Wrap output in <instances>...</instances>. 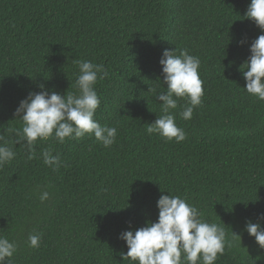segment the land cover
<instances>
[{
    "label": "trees",
    "instance_id": "16d2710c",
    "mask_svg": "<svg viewBox=\"0 0 264 264\" xmlns=\"http://www.w3.org/2000/svg\"><path fill=\"white\" fill-rule=\"evenodd\" d=\"M250 2L0 0V134L16 153L0 168V236L17 245L12 264H132L119 236L156 222L157 201L168 192L224 223L227 239L241 236L214 264H264L245 230L248 221L264 226V101L247 93L240 71L264 34L245 18ZM165 49L201 60L202 104L190 120L180 115L185 100L171 110L186 133L180 143L146 131L162 114L156 95L167 89ZM79 60L109 73L95 85L94 119L116 127V141L105 148L90 135L38 139L29 160L12 143L22 128L15 110L41 84L49 93H78ZM44 149L60 155L57 171L43 163ZM42 191L49 192L43 203ZM32 234L42 237L38 248L28 246Z\"/></svg>",
    "mask_w": 264,
    "mask_h": 264
},
{
    "label": "clouds",
    "instance_id": "9594fccd",
    "mask_svg": "<svg viewBox=\"0 0 264 264\" xmlns=\"http://www.w3.org/2000/svg\"><path fill=\"white\" fill-rule=\"evenodd\" d=\"M245 18L252 20L264 32V0H251ZM241 46L245 40L238 42ZM250 55L241 65L240 71L246 81L248 94L264 101V34L259 35L250 45ZM78 75L75 86L78 93L67 92L62 95L56 91L49 93L41 84V91L30 92L21 100L14 115L22 121V128L13 130L16 140L28 153V159L36 156V143L52 138L59 143L66 139H80L85 135L94 136L105 148L112 146L117 137V128L101 125L94 119L100 106L95 85L109 73L103 65L87 60L76 61ZM163 82L167 85L166 94L157 93L161 115L146 129L149 135L158 134L161 138L176 143L186 139L185 131L176 124L171 110L176 109L178 100H185L182 119L190 120L193 110L202 104L203 81L199 75L201 60L183 49H165L160 59ZM243 66V67H242ZM16 153L4 135L0 134V168L10 164ZM43 163L57 171L62 164L59 154L52 155L48 149L41 152ZM163 193L164 191L161 190ZM168 192V191H167ZM161 194L157 201L158 219L135 231H123L119 239L127 246L121 252L123 260L132 264H214L231 248L232 241L241 236L232 231V239H227L224 223L209 222L197 207L179 195ZM41 203L49 199V192L42 191ZM258 219H264L261 214ZM246 232L255 238L256 244L264 250V226L261 223L246 222ZM41 235L28 237V246L38 248ZM17 245L5 236H0V264H12ZM183 257V258H182Z\"/></svg>",
    "mask_w": 264,
    "mask_h": 264
}]
</instances>
